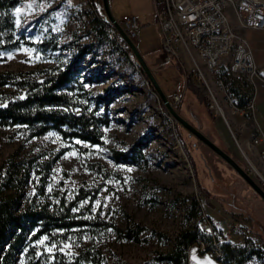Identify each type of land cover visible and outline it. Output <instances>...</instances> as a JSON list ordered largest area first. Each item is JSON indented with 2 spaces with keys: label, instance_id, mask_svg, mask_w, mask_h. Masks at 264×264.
Instances as JSON below:
<instances>
[{
  "label": "rangeland",
  "instance_id": "374dc122",
  "mask_svg": "<svg viewBox=\"0 0 264 264\" xmlns=\"http://www.w3.org/2000/svg\"><path fill=\"white\" fill-rule=\"evenodd\" d=\"M109 5L117 21L126 15L139 19L135 44L176 112L250 170L217 108L211 107L214 97L238 139L233 121L243 117L232 113L215 85L210 91L198 80L184 54L177 65L165 61L155 1L109 0ZM14 14L19 46L0 52V73L41 71L45 77V71L69 66L81 47L92 46L88 57L93 54L96 64L89 68L84 60L80 82L91 92V108L99 109L108 126L102 129L100 145L69 141L56 131L28 139L20 127H0V167L18 151L19 159H26L42 153L48 158L67 149L54 165L45 196H37V179H31L29 199L59 203L64 198L70 203L77 200L81 189L96 191L95 198L79 202L73 211L76 218L98 219L121 229L134 223L145 228L138 243L100 227L73 232L64 241L61 237L54 242L43 238L35 243L37 252L51 259L57 251L73 257L90 250L94 260L86 264H163L159 255L172 249L184 227L197 223L187 219L192 199L200 203L201 229L208 219L216 223L226 215L236 239H247L264 251V201L226 161L169 113L134 53L132 58L122 46L99 34L95 20L105 17L102 0L95 6L89 0H22ZM45 43L49 46L44 47ZM95 75H102V82L90 78ZM111 88L107 100L105 94ZM75 93L82 94V90ZM177 95L181 98L178 104L174 100ZM118 154L126 157L118 158ZM251 160L264 173L263 165L255 157ZM91 164L101 166V172L91 169ZM248 264H264V256L253 257Z\"/></svg>",
  "mask_w": 264,
  "mask_h": 264
},
{
  "label": "trees",
  "instance_id": "16d2710c",
  "mask_svg": "<svg viewBox=\"0 0 264 264\" xmlns=\"http://www.w3.org/2000/svg\"><path fill=\"white\" fill-rule=\"evenodd\" d=\"M22 0H0V52L19 46L16 40L17 23L14 11ZM105 18L99 16L95 22L99 26V34L105 37ZM48 47L47 43L43 44ZM57 49V45L53 47ZM92 46L81 47L75 60L64 69L52 68L45 71L3 72L0 73V127H20L27 133L28 139L42 137L50 131L58 132L64 139H79L91 145H100L103 140V127L108 121L99 113L97 107L89 104L91 92L80 82L84 72V60L93 68L96 64L92 54ZM124 55L126 52L117 46ZM177 65L178 61H174ZM83 70V71H82ZM90 72V71H87ZM102 82V75L91 76ZM231 90L239 97L238 106L244 107L250 92L242 93L239 82L229 76ZM82 90V94H73L74 90ZM108 89L105 99L110 100ZM118 90V89H117ZM198 98L203 96L195 91ZM87 100V104L81 102ZM67 149L54 155L37 154L26 159H19V151L10 156L0 167V264H86L93 262L90 250L81 251L73 257H67L57 251L51 259H45L36 251L35 243L43 238L56 241L67 240L69 234L81 230H95L100 227L112 229L121 238L141 242L145 228L134 223L132 227L121 229L112 223L98 219H79L73 213L79 202L95 198L96 191L81 189L76 201L68 203L64 198L59 203H37L36 198L29 199L28 186L31 179H37L38 197L43 198L47 181L54 165ZM118 154L117 157H126ZM91 169L101 172L102 167L89 165ZM201 218L200 203L192 199L188 208V222L196 220V224L184 227L174 240L172 249L160 254L158 260L163 264H189V252L192 245L200 241L213 247L214 239L205 234L199 226ZM217 236V243L223 258L218 259L225 264H248L253 258H262L264 251L244 239L241 245L232 244L223 233L208 219ZM223 239V241L221 240Z\"/></svg>",
  "mask_w": 264,
  "mask_h": 264
},
{
  "label": "built area",
  "instance_id": "2783aa9c",
  "mask_svg": "<svg viewBox=\"0 0 264 264\" xmlns=\"http://www.w3.org/2000/svg\"><path fill=\"white\" fill-rule=\"evenodd\" d=\"M154 1L157 8V25L162 33L161 48L165 61L168 64L182 61L184 54L192 64L198 80L210 91L211 86L215 85L224 96L225 102L231 106L232 113L248 118L251 122V126L245 129L246 137L238 139L223 108L214 97V105L211 107L220 109V115L232 138L251 166L250 170H245L264 191V173L260 172L251 160L257 153L264 164V130L255 119L256 82L262 79V69L256 63L244 35L248 29L264 30V0ZM96 2L97 0H89L93 6ZM103 18L106 20V17ZM118 23L134 43L139 40L141 25L137 17L126 15ZM104 32L108 39L122 46L134 58L133 52L114 24L106 20ZM226 59H229L228 64L224 63ZM229 76L235 77L240 83L238 87L243 94L247 90L250 92L244 107L238 106L239 97L231 90ZM174 100L178 104L181 98L177 95ZM215 225L219 230L229 231L233 228L231 219L226 215H222ZM202 231L214 239L211 248L204 242H198L202 251L212 252L217 259H222L223 254L211 224L208 222L206 226H202Z\"/></svg>",
  "mask_w": 264,
  "mask_h": 264
},
{
  "label": "crops",
  "instance_id": "0c3cea01",
  "mask_svg": "<svg viewBox=\"0 0 264 264\" xmlns=\"http://www.w3.org/2000/svg\"><path fill=\"white\" fill-rule=\"evenodd\" d=\"M244 35L249 42V45L252 49V53H253V56H254L256 63L258 65H260V67L262 69V73H261L262 79H258L256 82L257 110L255 112V119H256L257 123L261 126V128L264 130V106H261V105H264V30L248 29L244 32ZM233 126L235 127V130L238 132L239 138L243 139L246 137L245 129L247 127L251 126V122L248 121V118H239V119H235L233 121ZM215 128H216V126H215ZM231 128H232V126H231ZM227 129H228V127H227ZM216 133L218 134L217 131H216ZM218 136H219V134H218ZM231 137H232V135H231ZM219 139H221V141L225 145V142L223 141V139L220 136H219ZM259 149H261V148H259ZM252 157H255L256 160L259 163H261L263 165V168H264V164L259 159V156L257 155V153H255L254 156H252ZM261 200H263V199L261 198ZM212 221L215 222L216 220H212ZM232 232L229 230V231L224 232L223 235L226 238H228V240L232 244L241 245L244 242V238L240 237V239H236L235 234L234 233L232 234ZM221 240L223 241V239H221ZM189 264H225V263L219 261L212 252H209V251L203 252L200 245L198 243H195L190 248Z\"/></svg>",
  "mask_w": 264,
  "mask_h": 264
},
{
  "label": "water",
  "instance_id": "95a60500",
  "mask_svg": "<svg viewBox=\"0 0 264 264\" xmlns=\"http://www.w3.org/2000/svg\"><path fill=\"white\" fill-rule=\"evenodd\" d=\"M103 8L105 11L106 20L114 24L117 28L119 33L123 36L125 42L127 43L128 47L134 53L139 66L142 68L146 77L151 82L152 86L155 90L159 93L162 98V101L166 108L168 109L169 113L180 123L185 129H187L190 133H192L199 141L204 143L208 146L211 150H213L218 156H220L224 161H226L234 171L242 178L244 181L264 200V191L263 189L256 183V181L250 176V174L228 153H226L223 149L217 146L212 140L206 137L201 131L196 129L192 126L188 121L182 118L176 110L172 107L170 101L163 93L161 87L159 86L154 74L152 73L151 69L149 68L148 64L144 60L143 56L141 55L138 47L136 44L128 37L125 31L122 29L118 21L114 18L109 5V0H102Z\"/></svg>",
  "mask_w": 264,
  "mask_h": 264
},
{
  "label": "bare ground",
  "instance_id": "6f19581e",
  "mask_svg": "<svg viewBox=\"0 0 264 264\" xmlns=\"http://www.w3.org/2000/svg\"><path fill=\"white\" fill-rule=\"evenodd\" d=\"M217 110H218V113H219V114H221V111H220V109H219V108H217ZM200 242H202V241H200Z\"/></svg>",
  "mask_w": 264,
  "mask_h": 264
}]
</instances>
